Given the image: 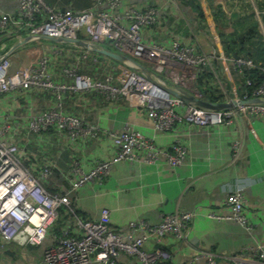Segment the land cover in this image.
Segmentation results:
<instances>
[{
    "label": "built area",
    "instance_id": "2783aa9c",
    "mask_svg": "<svg viewBox=\"0 0 264 264\" xmlns=\"http://www.w3.org/2000/svg\"><path fill=\"white\" fill-rule=\"evenodd\" d=\"M123 1L94 0L92 6L79 11L59 9L44 0H16L13 13L0 8V36H19L26 32L31 39L54 37L88 46L105 39L122 58L98 79L70 64L61 67L59 73L52 71L51 58L63 60L66 56L62 46L50 45L47 47L49 53H40L27 64L16 66L12 65L13 52L0 48V95H12L11 99L22 100L34 88L51 91L54 99L52 107L28 111L20 118H13L8 111L0 110V251L7 242L25 246L39 245L49 239L43 248L41 264H116L121 254L135 256L137 264H172L164 238L169 236L177 248L186 244V230L201 213L197 209L161 213L156 223L143 219L129 221L123 232L108 226L107 208L101 210L99 220L79 216L73 207L72 196L83 184L100 182L112 164L164 159L176 166L182 163L186 147L176 140L169 149L160 148L140 131L127 127L109 132L114 147L109 159L96 160L88 170L75 160L68 171H63L52 156L44 155L46 145L55 144L45 133L50 129L57 134L66 133L72 145H79L103 130L97 123L64 111L66 92H95L112 100L123 97L146 107L154 126L164 131L172 130L176 122L183 120L199 127L228 125L238 112L259 116L264 121L262 102L209 109L172 95L169 89L184 95L183 89L188 88L193 90L191 96H201L195 80L193 83L189 80L206 75L204 69L212 72L209 57H212L213 50L200 52L183 28L175 26L176 22L165 32L164 42L146 43L142 29L157 23V5L145 9L128 5L116 10ZM103 5L108 9L102 8ZM112 10L114 12H110ZM41 48L33 47L31 51ZM145 58L166 70L172 86L156 77V71L160 72L158 68L142 70L141 61ZM242 63L250 65V61L234 59V64ZM253 97L264 100V81L255 89ZM32 144H37L41 150L29 154ZM237 151L238 146L234 143L233 155ZM56 174L62 181L49 186ZM233 182L226 198L232 213L208 212L206 216L234 220L247 227L243 194L247 180L235 179ZM62 207L69 210L72 219L55 236L50 230ZM148 240L151 241L150 247L144 249L143 244ZM200 255L205 258V264H219L217 255L211 251L196 252L187 264ZM223 264H264V240L230 256Z\"/></svg>",
    "mask_w": 264,
    "mask_h": 264
},
{
    "label": "crops",
    "instance_id": "0c3cea01",
    "mask_svg": "<svg viewBox=\"0 0 264 264\" xmlns=\"http://www.w3.org/2000/svg\"><path fill=\"white\" fill-rule=\"evenodd\" d=\"M44 1L59 9L70 8L75 11L94 3V0ZM152 4L159 9V19L155 25L142 29L144 41L164 42L165 32L176 22L175 26L183 28L200 52L213 50L212 57H209L210 73L213 75L218 72L225 78V84L231 91L236 90L234 59L218 47L216 29L218 33H232L238 23L252 17L264 41V0H200L204 20L197 18L186 0H124L116 10L128 5L145 9ZM0 8L13 13L16 0H0ZM102 8L108 9L107 5ZM238 20L244 21L237 23ZM92 44L88 46L48 37L31 39L26 32H21L19 36H0V48L13 52V66L27 64L36 55L49 53L47 47L50 45H57L65 48L66 56L63 60L51 58L52 71L59 73L61 67L70 64L75 65L80 72L99 79L122 58L119 51L105 39ZM33 47L42 48L31 51ZM104 50L118 53L120 58L107 55ZM147 63V60L141 61L142 70H149ZM164 71H156V77L172 86ZM183 91L184 95L191 96L193 90L184 88ZM11 98L12 95H0V110L8 111L13 118L54 104L51 91L34 88L22 100ZM63 108L65 112L97 123L103 129L98 136L90 137L79 145H72L66 133L57 134L53 129L45 133L55 144H47L44 155L52 156L63 171H68L75 160L88 170L96 160L109 159L114 153L109 132L127 127L140 131L160 148L169 149L176 140L186 147L182 163L176 166L164 159L112 164L100 182H87L72 196L73 207L79 216L99 220L101 210L107 208L108 226L123 232L129 221L143 219L156 223L161 213L197 209L201 213L186 230V244L177 248L169 236L164 238V245L171 252L172 264H187L199 251L214 252L217 263H227L230 256L248 247H255L264 240V121L259 116L238 112L228 125L220 123L203 127L190 125L183 120L176 122L172 130L164 131L154 126L152 118L146 113V107L135 105L123 97L112 100L95 92H66ZM234 143L238 146L236 155H233ZM38 147L37 144L30 145L28 153L40 151ZM52 178L55 180L49 186L62 181L59 174ZM235 179L247 180L243 188L247 227L234 220L206 216L208 212L232 213L226 198ZM45 242L25 246L7 242L0 251V264H41L39 256ZM150 244V240L146 241L143 248H149ZM116 264H137V259L133 255L121 254ZM190 264H205V258L200 255L192 259Z\"/></svg>",
    "mask_w": 264,
    "mask_h": 264
},
{
    "label": "trees",
    "instance_id": "16d2710c",
    "mask_svg": "<svg viewBox=\"0 0 264 264\" xmlns=\"http://www.w3.org/2000/svg\"><path fill=\"white\" fill-rule=\"evenodd\" d=\"M186 2L195 11L199 20L205 19L200 0H186ZM239 21L244 20L236 22L238 23ZM246 24L248 27L244 28ZM237 26V29L234 28L232 33H218L216 29L215 41L228 57L250 61V65L244 63L240 65L234 64L233 77L237 86L236 90H232L233 93L230 94L232 98H250L253 97L255 89L264 81V41L256 26V21L252 17L242 23H238ZM204 71L207 76H213L206 69ZM209 91L211 89L208 87L203 93L205 100L211 102L223 101L220 99V95H214L215 91H211V93ZM71 219L69 210L63 207L60 208L58 218L50 232L58 236L61 233V228L68 224Z\"/></svg>",
    "mask_w": 264,
    "mask_h": 264
},
{
    "label": "rangeland",
    "instance_id": "374dc122",
    "mask_svg": "<svg viewBox=\"0 0 264 264\" xmlns=\"http://www.w3.org/2000/svg\"><path fill=\"white\" fill-rule=\"evenodd\" d=\"M145 60H147L145 58ZM155 62L154 61H149V64L147 63V69L152 70V68H158V70H162V67L160 65H154ZM213 65V64H212ZM143 69V68H142ZM216 70V69H215ZM216 75L214 76H207L204 75L203 77H199L197 79H192L189 80L190 82L195 83L196 87H197V91L199 93V95H201L200 97L203 98L205 97L203 95L205 89H208V87L211 89V91H215L214 95H220V99L221 100H227L229 98H232L230 94H232L233 92L230 91V87H228L227 84H225V78L222 75H218V72H215ZM140 74H143L140 71ZM211 91H209L211 93ZM43 253V251H42ZM42 253H40L39 256V262H41V258H42Z\"/></svg>",
    "mask_w": 264,
    "mask_h": 264
},
{
    "label": "water",
    "instance_id": "95a60500",
    "mask_svg": "<svg viewBox=\"0 0 264 264\" xmlns=\"http://www.w3.org/2000/svg\"><path fill=\"white\" fill-rule=\"evenodd\" d=\"M48 38L51 39V40H57L58 39V38H54V37H48ZM64 40H66V39H64ZM74 42L78 43L76 41H74ZM103 52L105 54H107V55L112 56V57H119L120 58L119 54L118 53H114L113 51L104 50ZM169 90H170V93L172 95H175V96H178L180 98H183L187 102L194 103L196 105H199V106H202V107H205V108H209V109L230 108V107H234L236 105L258 103V102L264 103V100L260 99L258 97L231 98V99L220 101V102H211V101H207V100H205V99H203L201 97H198V96L182 95L181 93H179L178 91H176L174 89H169Z\"/></svg>",
    "mask_w": 264,
    "mask_h": 264
}]
</instances>
